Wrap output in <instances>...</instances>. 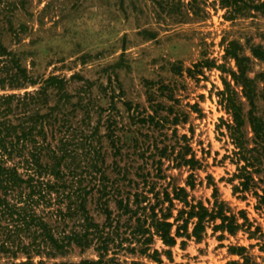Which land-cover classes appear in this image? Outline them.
Segmentation results:
<instances>
[{
	"label": "trees",
	"instance_id": "trees-1",
	"mask_svg": "<svg viewBox=\"0 0 264 264\" xmlns=\"http://www.w3.org/2000/svg\"><path fill=\"white\" fill-rule=\"evenodd\" d=\"M217 1L229 19L251 11L264 17V0ZM252 52L264 62L261 46L254 47ZM225 56L234 60L236 69L230 70V75L241 86L242 97L251 106L245 114L237 93L227 82L218 91L232 117L225 126L233 144L231 158L237 165L233 177L238 182L233 185V192L243 197L251 193L256 199L255 209L264 211V119L256 113L254 104L259 94L255 81L247 76L249 58L241 53L240 45L229 41ZM214 64L206 59L195 63L188 72L196 74L201 72V66ZM259 76L264 91V71ZM73 79L83 80L79 74L69 78L51 74L40 81L33 79L0 39V264H46L47 259L65 256L75 247L81 251L93 247L97 258L58 264L112 263L120 251L151 257L157 264H173L169 249L163 251L169 258L164 262L161 252L152 247L154 237L172 247L178 237L201 240L210 225L213 231L221 232L220 238L225 232L235 235L239 230L264 238V231L253 227L245 211L240 210L237 216L215 195L208 207L201 201L189 200L183 186H174L171 192L153 191L152 185H148V190L145 187L139 190V183L128 177L136 160L133 155L145 159L153 157L155 152L159 157L171 156L172 152L167 154V145L157 146L156 138L152 143L155 151L145 155L149 147L146 143L152 137L150 132L165 135L163 129L185 118V113L173 111V106L166 108V114L161 113L164 105L154 99L155 94L149 89L152 111L135 109L131 102H125L127 110H133L129 117L131 124L139 127L128 128L132 134H118L125 126L119 127L114 117V99L103 117L105 109L94 107L91 97L84 96L89 86L87 80L76 93H69L67 85ZM36 84L39 86L32 90L12 91ZM159 88L170 90L164 84ZM168 98L176 101L171 94ZM93 114L97 116L95 121ZM246 122L251 136L244 130ZM102 126L104 133H100ZM172 134L177 136L175 129ZM103 138L115 157L112 164L106 163L108 152ZM176 139L179 150L172 160L194 169L200 161L188 145L187 137ZM182 140L184 144L180 143ZM124 158L128 163L120 165ZM160 163V160L156 162L157 172L161 171ZM143 168L138 165L135 175L144 186L153 184L148 180L150 171L144 172ZM132 185L137 186L134 191ZM151 192L153 196L149 197ZM110 201L114 202V209ZM175 201L181 207L173 215ZM88 204L103 215V221L95 219ZM260 248L264 250V243ZM229 249L241 261L231 260L226 264H258L246 253L245 246L232 245Z\"/></svg>",
	"mask_w": 264,
	"mask_h": 264
},
{
	"label": "rangeland",
	"instance_id": "rangeland-1",
	"mask_svg": "<svg viewBox=\"0 0 264 264\" xmlns=\"http://www.w3.org/2000/svg\"><path fill=\"white\" fill-rule=\"evenodd\" d=\"M0 39L37 81L51 74L65 78L79 74L83 80L73 79L67 85V90L73 94L87 80L89 86L84 96L91 97L94 107L105 109L103 117L114 99V117L119 127L125 126L118 134H132L128 128L139 127V124H131L129 117L133 110L128 111L125 102H131L135 109L152 111L149 89L154 92V99L164 105L161 113L166 114L168 106L185 113V118L163 129L165 135L150 132L152 137L146 143L149 147L145 155L155 151L152 143L156 138L157 146L167 145V154L172 152L171 156L163 158L155 152L153 157L145 159L133 155L136 160L128 177L139 183V190L143 187L148 190V185H152L153 191L167 189L171 192L174 186H183L189 200L201 201L208 207L215 195L237 216L240 210L245 211L253 227L264 231V211L255 209V197L251 193L243 197L233 192V185L238 182L233 177L237 165L231 158L233 144L225 126L232 117L218 94L227 82L237 93L245 114L251 108L242 97L241 86L234 83L229 72L236 67L234 60L225 56V48L229 41H234L249 58L247 76L255 81L259 94L254 101L255 111L264 119L263 82L259 76L264 71V62L252 52L257 46L264 49V17L258 12L229 19L217 0H0ZM206 59L213 60L214 66H201V72L196 74L188 72L195 63ZM162 84L170 90L161 91L159 85ZM38 86L28 85L12 91L23 92ZM170 94L176 101L168 98ZM193 104L196 106H191ZM96 117L93 114L92 121ZM173 129L178 137H187L188 145L199 159L200 164L194 169L172 160L179 150ZM244 130L247 136L252 135L247 122ZM104 132V126L100 127V133ZM102 140L108 152L106 163L112 164L115 157L108 141ZM180 143L184 144L183 140ZM159 160L161 171L157 172ZM125 162L128 163L126 158L119 161L120 165ZM138 165H143L144 172L150 171L148 180L153 184L144 186L135 175ZM135 187L132 185V191ZM148 196L152 197L153 193ZM109 205L114 209L113 201ZM88 206L95 219L103 221V215L92 204ZM180 207L181 203L175 201L173 215ZM220 234L210 225L199 241L193 237H178L176 244L168 247L154 237L152 247L161 252L164 262L169 258L163 251L169 249L173 264H226L231 260L241 261L229 247L242 245L253 261L264 264V250L260 248L264 238L252 237L243 230L235 235L225 232L222 238ZM116 257L119 264H133V261L157 264L151 257L139 253L120 251ZM96 258L93 247L83 251L75 247L65 256L47 259L46 264Z\"/></svg>",
	"mask_w": 264,
	"mask_h": 264
}]
</instances>
